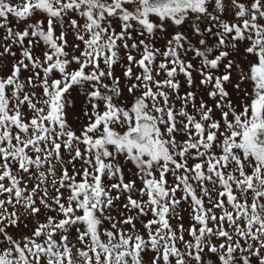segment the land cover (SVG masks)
Listing matches in <instances>:
<instances>
[{
	"label": "snow or ice",
	"instance_id": "snow-or-ice-1",
	"mask_svg": "<svg viewBox=\"0 0 264 264\" xmlns=\"http://www.w3.org/2000/svg\"><path fill=\"white\" fill-rule=\"evenodd\" d=\"M0 264H264V0H0Z\"/></svg>",
	"mask_w": 264,
	"mask_h": 264
}]
</instances>
